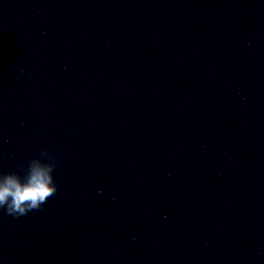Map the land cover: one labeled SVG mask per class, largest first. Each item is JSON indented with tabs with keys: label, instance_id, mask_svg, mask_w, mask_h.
Masks as SVG:
<instances>
[{
	"label": "water",
	"instance_id": "obj_1",
	"mask_svg": "<svg viewBox=\"0 0 264 264\" xmlns=\"http://www.w3.org/2000/svg\"><path fill=\"white\" fill-rule=\"evenodd\" d=\"M45 150L0 264H264L262 0H0V173Z\"/></svg>",
	"mask_w": 264,
	"mask_h": 264
},
{
	"label": "clouds",
	"instance_id": "obj_2",
	"mask_svg": "<svg viewBox=\"0 0 264 264\" xmlns=\"http://www.w3.org/2000/svg\"><path fill=\"white\" fill-rule=\"evenodd\" d=\"M58 162L56 156L45 150L31 159L26 168L20 166L23 176L17 172L0 173V210L13 218L41 210L57 193L53 172Z\"/></svg>",
	"mask_w": 264,
	"mask_h": 264
}]
</instances>
